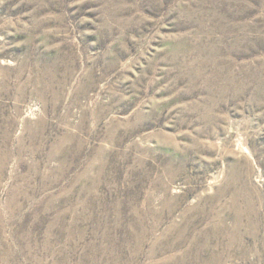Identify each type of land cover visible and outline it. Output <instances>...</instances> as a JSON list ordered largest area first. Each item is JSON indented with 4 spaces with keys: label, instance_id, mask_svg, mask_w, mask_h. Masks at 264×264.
<instances>
[{
    "label": "rangeland",
    "instance_id": "374dc122",
    "mask_svg": "<svg viewBox=\"0 0 264 264\" xmlns=\"http://www.w3.org/2000/svg\"><path fill=\"white\" fill-rule=\"evenodd\" d=\"M0 264H264V0H0Z\"/></svg>",
    "mask_w": 264,
    "mask_h": 264
}]
</instances>
